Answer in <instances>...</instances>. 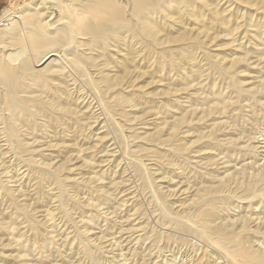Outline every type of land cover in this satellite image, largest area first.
Instances as JSON below:
<instances>
[{"label":"bare ground","instance_id":"1","mask_svg":"<svg viewBox=\"0 0 264 264\" xmlns=\"http://www.w3.org/2000/svg\"><path fill=\"white\" fill-rule=\"evenodd\" d=\"M220 1L212 5L209 0H35L3 9L0 14V162L5 159L3 169L7 171L0 167L3 170L0 235H5L7 242L0 240V249L7 247L14 253L0 251V258L13 260L14 264H34L32 255L36 243L25 240L17 230V226L24 224L30 227L28 229L41 231L45 244L54 242L57 245L54 252L65 259L67 256L62 255L60 248L62 243L58 244L43 232L56 230L59 225L56 218L76 230L80 257L92 261L96 260L95 252L100 255L101 246L91 243L87 231L79 230L77 224H80L70 214L74 209L68 206L71 203L74 208L84 209L97 204L90 202L91 198L77 196L66 181L69 179L81 188H89L104 176L92 175L78 182L64 172H71L68 162L75 158L71 153L65 154L68 147H77L74 136L88 130L92 124L101 123L99 129L103 132L95 133L97 139L91 144L93 150H89L94 151L96 145L112 135L110 140H115L117 147L108 151L112 157L108 159L106 155L104 161L114 160L119 153L122 158L119 162L124 160L131 168V175L139 180V187L149 203L153 223H146L134 232L149 229L154 240L159 241L172 239L188 244L192 240L189 245L194 254L185 255L178 264H195L199 255L200 262L196 264H203L202 259L207 256L214 264H264V24L262 29L255 28L249 19L241 36L243 40L246 33L247 43L257 39L258 43L254 44L261 46L255 55L257 58L251 62L247 44L237 41L240 38L235 39L243 23L229 25L230 20L222 17L227 10L224 7L220 10ZM228 1L229 5L238 2L241 6L237 7L238 11L246 9L238 15L241 20L250 8L258 11L264 7V0ZM206 9L210 18L204 14ZM188 18L192 21L187 23ZM163 24L177 27L174 32L166 33ZM235 41L234 46L245 56L231 58L227 66L218 63L224 48H233ZM209 44L217 48L215 59L209 54ZM195 49L198 51H193ZM245 61L249 67L261 68L249 87H243L246 84L240 82L238 74L239 65ZM146 65H154L162 75L167 72L170 79L165 82L162 94L170 100L159 102L155 112L158 122L152 132L139 135L135 126L142 123L132 121L135 117L130 120L128 112L137 109L138 90L144 91L142 85L136 88L135 81L143 76L145 72L140 68ZM257 77L259 79H255ZM197 78L199 80L195 81ZM210 79L212 81L208 82ZM178 80L184 86H170ZM217 81L221 82L220 86ZM190 89L197 95L194 101ZM216 89H222V94L215 92ZM180 91L187 93L181 97L183 92ZM85 99L89 105L82 110L78 100ZM146 101L149 103L148 99ZM199 102L202 103L198 105ZM90 110L89 115L85 114ZM70 138H73L72 143H69ZM42 144L58 147L54 155L61 160L51 162ZM81 150L78 146L76 153ZM102 150L101 147L98 152ZM241 151L250 154V158L238 164L235 160L239 159L235 157ZM197 152L198 157L192 156ZM233 160L235 163L230 165ZM13 163L16 173L19 171L18 177L31 176L35 188L44 192L47 184L51 185L54 191L50 196L54 205H51L59 215L45 211L40 220L26 200L19 199L24 196L18 182L20 178L16 185H8L12 182L9 167ZM160 169L178 174L173 189L154 182L157 176L153 175ZM161 180L169 183L173 178L162 175ZM113 184L116 181H112ZM99 189L102 195H109ZM2 202L11 213L1 207ZM103 217L108 219L105 214ZM91 218L89 215L82 219L85 226L92 222ZM248 222L255 227L251 228ZM167 231L171 232L170 239L165 237ZM119 233L121 235L122 231ZM129 234L126 240L131 242L133 238ZM68 240L70 244L69 237ZM109 244L118 247L121 242L112 240ZM36 255L42 258L40 251ZM43 257L47 264L53 263L54 259H48L47 253ZM112 260L116 264L130 262L123 252L113 255ZM169 262L177 261L173 257Z\"/></svg>","mask_w":264,"mask_h":264},{"label":"rangeland","instance_id":"2","mask_svg":"<svg viewBox=\"0 0 264 264\" xmlns=\"http://www.w3.org/2000/svg\"><path fill=\"white\" fill-rule=\"evenodd\" d=\"M29 1L32 2V1H35V0H0V14L3 11V9H5L7 7L14 8L16 6H19V5L24 4L26 2H29ZM209 1L212 2L211 3L212 5L215 4V2H216V0H209ZM229 3L230 2L228 0H221L219 2L220 10L223 9V7L225 8V10H227L224 13H222V17L225 18V20H227V19L230 20L229 21V25L232 24L234 26L237 22H242L243 23V25L240 27L239 31L236 32V34H235L236 38L235 39L240 38L237 41H242L243 44L245 43V45L247 44L248 47L246 46V48L249 51H246V52L249 53L248 56L251 59L250 61L252 62L253 60H255L257 58V56H255V55L258 54V50L261 48V46L260 45L257 46L256 44H254V43H258L257 39H254V40H252V42L247 43L248 42V40H247L248 36L246 35V33H245V36L243 37L244 38L243 40L241 39V36L243 35V32L246 30L247 21L249 19H252L251 24H254L255 28L256 27H261L260 29L263 28L264 13L262 12V10H264V7H261L258 11L257 10H253L252 8H250V10H248L247 13H245L243 20H241V18L238 17V15L241 14L242 11L243 10L245 11L246 9L242 8V10L238 11L237 10V7H239V3L238 2H234V3L231 2V5H229ZM173 10H176V9L173 8ZM204 14L207 16V18H210V16H211V14L208 13L207 9L205 10ZM236 17H238V18H236ZM189 21H192V19L188 18L187 19V23ZM199 21H200V23H202L203 22L202 18H200ZM176 27H177L176 25L171 26L169 24H163V30L166 33L174 32L176 30ZM215 31L219 32L220 30H219V28H215ZM225 33H226V31H225ZM238 33H241V34L239 35ZM220 39H222V38H219V40ZM231 39L232 38L230 37V40ZM248 39H249V37H248ZM237 41L232 43L233 48H224L222 54L219 57L220 59L218 60L219 61L218 63L222 62V65L227 66L228 65V61L231 58L245 56L244 52L241 49H236V47L234 46L235 44L237 45ZM217 43H221V42H217ZM207 49L209 51V54H210L211 58L215 59L216 58V50H217L216 46H212L211 44H209ZM196 50L197 49H195L193 51H196ZM247 62L246 61L242 62L239 65L240 69L238 70V74H239V76L241 78L240 82H244L246 84L243 87H249L250 86V82H254L253 81L254 80L253 77L258 76V72L261 70V68H258V67H254V68L253 67H249ZM151 66L152 65H150V66L146 65V68H140V70L144 71L145 73L137 81H135V86L137 88L138 85H142L144 91L139 92V90H138L137 96L140 97V98H139V103H138L137 109L134 110V111L132 110V111L128 112L129 113L128 117H129L130 120H132V118L135 117L132 121L137 122V123H142V124H139V125L135 126V128H137L135 130H137V133L139 135H142V133H150V132H152V130L154 129V124L156 122H158V118H156L155 112L157 111V109H158V107L160 105L159 102L163 101V100H170L168 97H166V96H164L162 94V89H165V82H168V79H170V78H167V72L162 75L161 72L158 71L156 69V67H154V65L152 67ZM262 73L264 74V72H262ZM194 75L196 77L197 74L195 73ZM216 75H217V73H216ZM255 79H259V77L255 78ZM196 80H199V78L195 79V81ZM211 81H212V79H210V81H208V82H211ZM218 81H220V80L218 79ZM218 81L216 82V84H217V86L218 85L220 86L221 82H218ZM174 82H175V84L174 85H170L171 87H174V86L182 87V86H184V85H182L183 84L182 81L178 80V81H174ZM217 91L218 90L216 89L215 92H217ZM180 92H183V93H180L181 97H183V95H186L184 93H187L186 91H180ZM143 93H145V95H143ZM155 93L157 94V96H153V94H155ZM189 93H191V96H192L191 98H192L193 101L197 99V95H193V93H194L193 89H190ZM218 93L222 94V89L219 90ZM141 97H144V98H141ZM181 97L177 94V98H180V100L184 102V99L181 98ZM147 99L149 100V103L146 104V102H147L146 100ZM85 101H86V99L83 100V101L78 100V104H79L78 106L82 107V110L85 109L86 108V104H88ZM88 101H90V99L87 100V102ZM201 103L202 102H199L198 105H200ZM147 106H150V107H147ZM202 106H204V104ZM147 108H149V109H147ZM166 108L168 110H170L169 107H166ZM91 110L89 112L86 111L85 114L89 115ZM148 110H150V111H148ZM147 111H148V113H146ZM90 123H93V122H90ZM94 125L92 124V126L89 127L88 130H84V131L82 130V132L79 131L74 136V139L73 138L69 139L70 140L69 143H72V139H73V141L77 143V145H76L77 147H74V145H73V147H68V151H67V153H65L66 155L71 153L72 157L75 156V158L73 160H71L70 162H68V167L71 168V172L70 171L64 172V175H67L69 177H73L74 179L79 180L78 182H80L81 179L87 178V177L92 176V175H94V176L95 175H102V177L104 176L103 180H101L99 183L94 182V183L90 184L89 188H84V187L81 188V186L79 184H76V182L70 181L69 179H67V181H66V185L68 186V188L73 190V192L75 194L78 193L77 196H80V198H85L86 197L85 199H90L91 198L89 201L92 202V203H96L97 204L95 206L96 208L95 207H91V206H87L84 209H82V208H74L73 204L71 205V203H69V205H68L71 209H74V210L70 211V214L72 213V216L75 217L74 221H77V223L80 224V226L77 224V227L79 228V230L87 231L88 235L90 236L89 240L91 241V243H93V244H98L99 243L98 244L99 247L101 246L100 247V249H101L100 255L96 254V252H95V259L96 260L90 261V259H87V258L84 259V256L80 257L82 255V253L78 249V247H76L77 246L76 243L78 244V242H76L77 241V237H76L77 235L75 234L76 230L74 228H72V226H69L70 224H68V223L65 224L60 218H56L57 217L56 215H59V214H56L54 206L51 205V204H53V202H52L53 199L50 198V196H51L52 193H54L53 189L50 188L51 185L47 184V188L49 187L48 188L49 192L47 191V188H45V187L44 188L46 190H44V192H43L40 189L35 188L34 182H31V176H27L26 175L28 178H25V177L22 178V177H20L21 175H19V177H18L19 171L16 173V171H15V167H16L15 163L11 164L12 166L9 167V170L11 171V172H9V175H11V179L12 180L11 179L10 180L12 182H9L8 185H16L18 178H20L18 182L22 183V184L21 183H19V184L22 187V189H24V196H22L23 198L19 197V199H21V200L24 199V201L26 200L25 202L32 207V211L36 214L37 217H39L40 220L43 219V214L45 213V211H50L51 213L56 214V215H54V218H56V222L59 223V225L56 228V230L55 231H51L50 229H47L45 231L43 230V232L47 236L48 235L52 236L57 241L58 244L62 243L63 247H60V248H61V250L62 249L63 250L61 251V253H62L63 256H67L68 258L67 257L66 258L71 261L70 262L66 258L65 259H61L59 257V254L54 252L56 247H57V245H55L54 242H53V244H45V242H44L45 238H44V235H41V231H38V230H35V229H28L30 227L24 226V224L20 225V226H17L18 233L22 234V236H23V238L25 240H27V241H29L31 243H32V241L34 243H36L35 244L36 245V249H35L36 251L35 252L33 251L34 254L32 255L33 259H34L33 261H35L34 264H36V262L39 264V262H41V261H42L41 262L42 264H47L48 261L45 260L46 259L45 257H43V256L46 255V253H47V255H49L48 259H50V260L54 259L52 264H55V262H58L59 264H69V263L70 264H84V263L85 264H93V263L94 264H112V263L116 264V262L112 260V256L113 255H119V252L125 253L127 258L130 259V262H128L129 264H170L169 259H172L173 257H174V259L176 258V261H177L175 264H178L179 259H182V258L184 259L187 255H193L194 254L193 249H192L191 245H189V244H192V242H191L192 240H189L188 244L187 243H181L179 241L177 242V241L172 240V239L170 240L171 242L169 240H167L168 242L166 240H160L159 241L158 239H155L156 240L155 241L153 236L151 235V231L149 229H146V230H148L147 232H146V230L138 231L137 233L140 234L139 235L140 237L139 238L137 237L138 234L136 232H134L135 229L138 230L140 228V226L145 225L146 223H153L152 222L153 221L152 213H151V210L149 211L150 208H149V203H147L148 201L146 199V194L143 192V190L140 189V187H139L140 183H139V180L137 179V177H134V175H131V173H132L131 168H129L127 164H124L125 163L124 160L122 162H119V159L121 158L119 153H117L114 156V158H115L114 160H111L110 162L104 161V159H106V157H107L106 155H109L108 151L113 146L117 147V143L115 142V140H113V139L110 140V137L112 135L111 136L109 135L107 137V140L104 138V140L101 141V143H99V145H96L97 148H94V151H92L93 148L91 147V144H93L94 139H97L96 138V134H101L103 132L102 129H99V127H100L99 125H101V123L94 124ZM261 126L262 125H260V127ZM109 130H108V132H110ZM99 132H101V133H99ZM65 135H66V139H67V134H65ZM94 136H95V138H94ZM186 139H187V137H186ZM42 146L44 147L43 149L46 150V152H45V150H44V152L47 155L50 156V160H52L51 162L58 163L59 160H61V159H59L58 156L54 155V154L57 153L56 149L58 147H54V146L46 147L43 144H42ZM78 146H80V149H82V150L80 152L76 153V151H78ZM101 147L103 148L102 152H98L101 149ZM52 148H55V149H52ZM89 148H91L92 150H89ZM116 149H118V148H116ZM106 151H107V153H106ZM86 152H88V153H86ZM102 153L103 154L106 153V154L103 155ZM89 155L91 156V158H90ZM236 155H237V157H235V158H237L239 160H235V161H238V164H240V161H243V160L246 161V159L249 157L250 154H248V153H246L244 151H241L240 153L238 152V154H236ZM92 156H93V158H92ZM192 156L198 157L199 154H198V152H197V154L193 153ZM111 157L112 156L109 155L108 159H111ZM84 158H85V160H84ZM195 159H197V158H195ZM90 160H92V161L94 160V161L92 162ZM4 161H5V159L2 162H0V163H2L1 166H0V167H2V169L4 168L3 167ZM88 161L90 163H88ZM235 161L233 160V162L229 163V164L233 165V163H235ZM7 163L9 164L10 162H7ZM7 163H6V165H8ZM2 171L0 170V176L3 175ZM6 171L7 170H4V172H6ZM121 172H123V173H121ZM157 172H158V173H156L157 175H155V174L153 175V177L157 176L156 177L157 181L155 179L154 182H156L157 185L161 184L162 186L166 187L165 189H173L174 183L176 182V179H178V174L176 172H175L176 173L175 174L174 172H171V171H168V170H165V169H163V170L160 169ZM14 174H17V176H15ZM13 175H14V177H13ZM162 175L163 176L167 175L168 177H172L173 181H171L169 183H167L166 181L164 182L162 180L159 181L160 177ZM16 177H17V179H16ZM29 177H30V180H29ZM24 178H25V180H24ZM134 178H136V179H134ZM14 179H16V180H14ZM111 179H113V180H111ZM32 181H34V180H32ZM112 181H116V184H113L114 186L112 185ZM106 183H108V184H106ZM116 185H117V187H116ZM23 186H25V188ZM32 186H33V189L35 188L34 189L35 191L32 189ZM99 187H101L104 191L106 190L107 192H109V195L108 196L102 195L101 192H100ZM26 196H27V198H26ZM31 196H32V198H34V200L32 198H30ZM28 198H29V201L27 200ZM173 198H175V197H173ZM172 199H171V201H172ZM121 202L122 203L124 202V203L122 204ZM145 203H147V204H145ZM2 204H3V206L1 205L2 208H5L7 206L6 204H4V202H2ZM137 204H139L140 207ZM49 207L50 208L52 207V208L50 209ZM116 207H118V208H116ZM140 208H142V210H140ZM121 210H122V212H121ZM134 210H136V212ZM6 211H7L8 214L11 213L9 211V208H7ZM101 212L102 213L104 212L103 214L107 215V218H108L107 220L104 219L103 214ZM108 213H111V214L108 215ZM244 213L248 214L249 212H244ZM150 214H151V216H150ZM89 215H90V217L93 218V219L91 218L92 222L91 223H86V226H85L84 225L85 223L82 222L83 221L82 219L85 216H89ZM111 215L113 217H108V216H111ZM250 215L252 216L254 214H250ZM79 218L81 219V222L79 221L80 220ZM113 218H115V219L113 220ZM115 220H116V222H115ZM113 221H114V223H113ZM111 223H112V225H111ZM250 223H252V222H250ZM250 223L248 222L249 225H250ZM87 224H88L89 227L87 226ZM90 226H91V228H90ZM250 226H251V228H254L255 224H251ZM119 230H120V232L122 231L121 235L119 233ZM47 231H48V233H47ZM124 231H125V233H123ZM68 233H70V234H68ZM100 233H101V235H99ZM62 234H63V236H62ZM64 234L67 235V236H65ZM128 234L130 236H132L131 239L133 238V240H131V242L126 240L129 237ZM170 234H171V232L167 231V235H165V237L168 236V238L170 239ZM4 236L5 235L1 234L0 235V240L4 241L3 243L5 244L7 242V241H5V238H7V237L6 236L4 237ZM97 236H98V238H97ZM63 237L64 238L66 237V238L64 239ZM68 237L71 240L70 244H69ZM96 240H97V242H96ZM112 240L113 241L116 240L117 242H121V245L118 244L117 245L118 247L114 246L116 248L115 249L112 245H110V244L108 245V243L110 241H112ZM40 244H42V245H40ZM156 244H158V245L156 246ZM185 245H186V248H185ZM110 246H112V247H110ZM132 246L134 247V249H133ZM68 249H69V251H68ZM132 249H133V251H132ZM0 251L4 252L5 254L13 252L10 249H7V247H5V249H2V250L0 249ZM38 251H40L41 254H42V256H41L42 258H40V259H39V256L36 255V252H38ZM132 252H133L132 256L134 255L133 259L131 258L132 257L131 256ZM134 252H135V254H134ZM97 253H99V252H97ZM214 253H216V250L214 251ZM50 256H52V257H50ZM76 256H78V257H76ZM200 257H201L200 255L197 258L195 256V258H196V260L194 262L195 264H196V262L199 261ZM36 258H38L39 260L36 259ZM43 258H45V259H43ZM0 259H1L0 260V264H10V262L11 263L13 262L12 264H14L13 260H9V259L5 260L3 258H0ZM131 259H132V261H131ZM63 260H65V261H63ZM202 260H203L202 261L203 264L212 263V260H210V258L208 260V256L207 257H203ZM83 261H85V262H83ZM206 261H207V263H204ZM62 262H64V263H62ZM90 262H92V263H90ZM212 264H214V263H212Z\"/></svg>","mask_w":264,"mask_h":264}]
</instances>
